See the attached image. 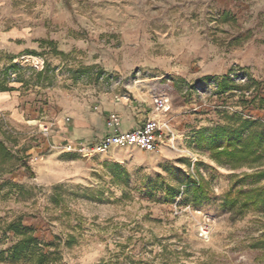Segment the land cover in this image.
<instances>
[{
  "label": "rangeland",
  "instance_id": "obj_1",
  "mask_svg": "<svg viewBox=\"0 0 264 264\" xmlns=\"http://www.w3.org/2000/svg\"><path fill=\"white\" fill-rule=\"evenodd\" d=\"M0 42V141L15 164L0 176V264H32L10 261L22 237L9 223L42 264H264V210L224 206L264 180L195 143L236 117L264 124V0H0ZM155 95L170 100L173 144L79 152L104 137L106 105L136 103L145 120Z\"/></svg>",
  "mask_w": 264,
  "mask_h": 264
},
{
  "label": "trees",
  "instance_id": "obj_2",
  "mask_svg": "<svg viewBox=\"0 0 264 264\" xmlns=\"http://www.w3.org/2000/svg\"><path fill=\"white\" fill-rule=\"evenodd\" d=\"M229 89L230 85L227 82L219 85L221 92ZM3 91H9V89L1 87L0 92ZM240 120L239 117L235 118V121L239 122L238 126L229 124L196 132L195 143L198 148L208 152L210 158L218 165L228 166L233 170L241 167L257 169L252 176L258 180H264V169H262L264 167V124L261 125L260 132L256 133L250 131L252 122ZM106 135H108V131ZM14 168L13 156L0 141V176L4 172H12L11 169ZM191 187L196 197L205 196L204 186L202 184L192 183ZM187 189L186 187L185 192L188 191ZM194 202L196 204L198 203L196 199ZM224 206L230 208L237 207L236 210L240 214L249 208H253L256 211L264 210V188H253L248 192L241 190L235 192L229 191L225 196ZM5 229L16 232L22 237L9 250V259L11 262L28 260L32 264L44 263L46 257L40 253L35 239L28 232L23 231L24 229L21 228L19 223H9L5 225Z\"/></svg>",
  "mask_w": 264,
  "mask_h": 264
},
{
  "label": "built area",
  "instance_id": "obj_3",
  "mask_svg": "<svg viewBox=\"0 0 264 264\" xmlns=\"http://www.w3.org/2000/svg\"><path fill=\"white\" fill-rule=\"evenodd\" d=\"M152 106V116L136 124L128 131L120 129L117 114H109L105 121L108 135L91 148L80 147L79 152L84 154L92 152L105 153L112 146H134L151 152L162 144H173L174 136L171 132L169 121L164 119L171 108L169 98L166 95H155L152 97ZM44 131L46 132L47 129L45 128ZM209 232L208 226L201 227L199 237L207 239Z\"/></svg>",
  "mask_w": 264,
  "mask_h": 264
},
{
  "label": "crops",
  "instance_id": "obj_4",
  "mask_svg": "<svg viewBox=\"0 0 264 264\" xmlns=\"http://www.w3.org/2000/svg\"><path fill=\"white\" fill-rule=\"evenodd\" d=\"M1 44V42H0ZM131 94L134 98V100L138 102H145L149 95L148 93L145 92H139L137 90L131 91ZM124 99V98H123ZM114 105H106V110L111 111V113H116L118 118H119V126L123 131H128L132 127H134L136 124L142 122L145 118L143 115L144 113V108H137L136 103H131L129 105L126 104V102H122ZM105 106V105H104ZM123 126V127H122ZM101 133L106 135V132L104 127L102 126L100 129ZM104 135V136H105ZM95 133L92 132V130L88 128H83L77 127V131H75V136L77 138H84V139H89L90 137H94ZM98 136V134H97Z\"/></svg>",
  "mask_w": 264,
  "mask_h": 264
}]
</instances>
